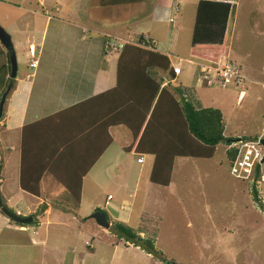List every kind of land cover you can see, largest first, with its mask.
Wrapping results in <instances>:
<instances>
[{
  "label": "rangeland",
  "instance_id": "rangeland-1",
  "mask_svg": "<svg viewBox=\"0 0 264 264\" xmlns=\"http://www.w3.org/2000/svg\"><path fill=\"white\" fill-rule=\"evenodd\" d=\"M5 1L16 3L19 0ZM197 1L167 0L168 5L175 6L177 4L179 8L173 22L169 20V17L174 13H171L167 7L166 13L160 16L151 14L143 23L136 24L134 32L139 31V34L148 35L154 40L155 46L158 45L157 50L168 56L172 67H179L182 70L181 74L176 75V78L171 81L172 87L180 88L181 85L190 87L192 88L190 101L195 106L214 107L222 112L225 137L237 141L240 138L257 135L260 132L264 114V0H238L227 26L233 37L228 36V31L225 36V43L230 45L232 54L228 56L225 44L218 51L219 63L229 60L239 66L240 72L245 77L243 87H235L234 84L206 86L198 76L199 66L194 67L186 61L190 58L189 43ZM17 14L16 9L5 10L0 5V25L6 31H11L13 25L11 23ZM50 14L54 17L55 13ZM60 14L62 11L57 13L59 17L62 16ZM144 15L140 18H143ZM40 22L35 15V28L40 27L38 26L41 24ZM26 23L24 20L23 26ZM120 27L124 26L120 25ZM113 32L115 33L111 28H108L104 30L103 34L113 37L114 42L120 40L118 41L119 45L126 41H135L137 37V35H130L126 37L127 40H123L124 37L122 39L119 35L117 36L119 33L114 35ZM21 43H25V41L21 40L19 44ZM16 51L17 73L14 82H12L13 88L18 78L27 74L30 77L34 71L29 66L31 59L24 51L23 45H19ZM35 54L37 56V51ZM108 57L113 65L110 72L113 77L116 56L109 54ZM37 58L40 61L39 65H46L48 62V58L44 61L40 55ZM194 62L197 63V61ZM6 70L8 72L6 84L0 78V97L10 82L8 62ZM38 83H35L30 97V109L36 106L35 94L38 93V89H41ZM240 90H243L240 93L242 96H239ZM0 130V153L6 154L8 144L13 143L14 146L17 143L18 132L17 130L12 132L5 130L2 126H0ZM129 143H131V137L128 133L114 135L113 157L118 159L116 164L126 166L129 175L120 176V169L123 167L114 166L106 174L107 179L105 178L104 182L89 184V193L83 200L88 202L91 190H95L93 199L98 200L100 209L105 211L108 218L113 213L110 210V205L113 203L118 205L120 196H126L129 202H134V196L129 195L133 192L137 178L132 180L131 176L139 165L135 163V153L123 151V147ZM225 147L226 143L220 142L210 159L175 158L172 184L169 189H157L156 186L151 185L153 187L147 188V195L143 198V210L136 209V203L134 212L125 222L133 229H137L139 224L148 227V230L154 228L156 230L155 246L162 251L166 261L153 257L129 242L125 247V241L117 239L111 229L95 227L97 225L95 220L87 218L92 213L85 212L84 207L82 208V217L85 219H81V231L77 236L72 235L70 244L65 242L67 239L64 235L76 234L75 232L66 233L56 230L53 226H50L48 232H45L43 225L35 228L36 234L30 232L39 241L46 238L45 247L48 252L55 248L62 251L70 245L72 253L67 254L66 259H69V262L65 264H75L72 260L74 256L78 258L79 264H264V195L261 197L263 204V208H261L252 198L250 185L237 180L229 173V160L225 155ZM17 154L16 151L11 153L14 161L17 159ZM144 155L146 158L145 168H147L150 165V158L149 155ZM11 165H13L12 161ZM11 169L12 166L7 171L9 174ZM146 173L147 170L143 171L140 175L141 179L139 178L141 189L148 182ZM116 182L122 183L120 186L125 184L126 188L123 190L116 187ZM157 191L160 193L153 196V193ZM107 195L113 197L112 200H108L109 204L106 203ZM136 195L141 197V191H138ZM123 212L126 214L125 210ZM116 213L118 216L121 214ZM8 217L14 220L12 216ZM44 220L45 218L40 219V221ZM141 235L143 236L144 233ZM26 236L29 235L26 234ZM15 237L20 240L15 238L14 240L21 241L19 236ZM17 257L14 261L10 256L3 258L0 255L1 264H32L23 256ZM28 258L32 259L30 253ZM58 264L64 263L58 261Z\"/></svg>",
  "mask_w": 264,
  "mask_h": 264
},
{
  "label": "crops",
  "instance_id": "crops-1",
  "mask_svg": "<svg viewBox=\"0 0 264 264\" xmlns=\"http://www.w3.org/2000/svg\"><path fill=\"white\" fill-rule=\"evenodd\" d=\"M237 2L238 0L236 4ZM0 5L5 10L12 8L18 11L11 23L13 24L11 31H6L0 25L3 32L9 36L14 52H17L19 45H23L30 59L37 61L30 77L28 74L24 77L22 75L14 83V88L5 101L4 117L0 120V126L5 130L11 132L17 130L18 132L17 143L14 146L13 143H9L6 147V154L0 153L1 196L6 205L16 214L21 216L36 214V218L33 224L20 225L11 220L9 215L0 211V255L3 258L10 256L14 261L18 258L17 256H23L32 264H58V261L65 264L69 262V259H66L67 254L72 253L70 245L62 251L55 248L48 252L45 247L46 238L39 241L30 231L34 232L35 228L43 225L45 232H48L50 226L66 233L75 232L76 234L64 235L67 239L65 242L70 244L72 235L77 236L81 231V219H85L82 217V208L84 207L85 212L91 213L96 208H100L98 200L93 199L95 190H91L88 202L83 201L89 193V184L104 182L105 178L107 179L106 174L114 166L123 167L120 169V176L129 175L126 166L116 164L118 159L113 157L114 135L128 133L131 143L124 146L123 151L125 152L124 148L132 146L128 152L135 153L133 149L135 143H133L131 133L122 124L111 125L107 128L111 142L104 149L102 100L84 103L85 100L112 88L115 84V71L113 77L110 74L113 65L109 57H105L104 54L103 32L111 28L115 31L114 35L119 33L117 34L119 37L138 35L139 31L134 32L136 24L143 23L151 14L160 16L166 13L167 7L173 13L174 5H168L167 0H19L16 3L0 0ZM61 11L62 16L59 17L57 13ZM52 12L55 13L54 17L50 14ZM35 15L41 21L38 28H35ZM47 15L51 18L48 19ZM142 15H144L143 18H140ZM24 20L27 22L25 26L22 24ZM227 26L225 36L228 31V36L231 38L233 34ZM225 36L223 45L225 44L227 48L228 56H231L232 50L230 45L225 43ZM21 40L25 43L19 44ZM151 40L154 42L153 39ZM155 47L158 49V45ZM30 48L34 51L32 57L29 52ZM35 51H37V56L44 58V61L48 58L46 65H39L40 61ZM7 54L9 55V52L0 40V78L5 82L8 77ZM189 63L194 67L198 66V63L194 61ZM181 72L180 69L178 75ZM160 75L164 78L161 87L168 85L170 90L177 88L171 86V81L169 82L165 72L160 71ZM36 82H39L41 89H38V93L35 94L36 106L30 109L29 101ZM182 86L185 85L180 87ZM175 95L179 94L176 92ZM25 125L29 126L25 133L26 141L22 134V128ZM23 145L24 166H21ZM227 149L226 144L225 153ZM14 151L18 153L15 161L11 155ZM138 154L135 153V163L139 166L131 176L132 180L137 179L132 194H128L134 196V202H129L127 197L122 195L118 199V205L111 204L110 210L113 213L110 218L113 221L127 222L134 212L136 203V209L143 210V198L147 195V188L153 187L151 185L156 186L157 189H169L172 184L173 167L169 184L167 186L156 185L149 181L153 157L149 155L150 165L145 168V155L142 153L143 162L138 163ZM11 161L13 165H11L12 169L9 174L7 171L11 167ZM146 170L148 182L141 189L140 175ZM34 173L35 176L39 175L37 195L21 187V178L24 182H28ZM61 176L62 181L72 190H75L76 179L81 177L79 204L76 211H73L64 201L65 188L56 179ZM117 182L116 187L123 190L126 188L125 184L120 186L122 183ZM138 191H141V197L136 195ZM157 193L160 192L153 193V196ZM112 199V196L107 195L106 203L109 204L108 200ZM116 212L121 214L118 216ZM42 218L45 220L40 221ZM24 233L29 236L27 237ZM15 236H19L21 241L14 240V238L19 239ZM29 253L32 259L28 258ZM77 259L76 256L72 258L75 264H79ZM1 262L0 260V264Z\"/></svg>",
  "mask_w": 264,
  "mask_h": 264
},
{
  "label": "trees",
  "instance_id": "trees-1",
  "mask_svg": "<svg viewBox=\"0 0 264 264\" xmlns=\"http://www.w3.org/2000/svg\"><path fill=\"white\" fill-rule=\"evenodd\" d=\"M233 9L234 5L223 1H197L189 43L190 59L213 63L219 61L218 51L224 46L226 26ZM144 36L145 34H138L134 42H124L122 45L118 44L120 40H116L115 49L111 46L104 48L105 57L109 54L116 56L115 84L112 88L85 100L84 103L102 100L104 149L111 142L107 128L120 124L126 126L135 143L134 152L153 157L149 181L156 185L167 186L171 180L175 158H211L215 146L225 142L228 145L225 155L231 160L234 148L229 146L233 138L225 137L223 134V117L218 108L197 107L190 101L192 88L180 87L170 90L168 85L161 87L164 78L160 75V71L167 74L169 82L175 79L176 75L168 56L159 52L154 42L151 39L145 40ZM106 38L105 36L104 40ZM139 44L149 45L150 48H143ZM7 57L10 68L9 55ZM9 80L14 82L10 77ZM176 92L179 97L175 95ZM3 117L4 113L0 119ZM28 127L25 125L22 128L25 141ZM131 148L132 146L124 149L130 151ZM23 149L24 145L21 166H24ZM1 167L0 164V173ZM30 178L28 182H24L21 178V187L37 195L39 175L35 176L34 173ZM59 178L56 179L65 188L66 205L76 211L79 204L81 177L76 179L75 190L62 181V176ZM250 189L253 200L263 208L261 197L264 194L258 193L253 186ZM0 211L12 216L20 225L33 224L36 218V214L21 216L13 213L3 201L1 193ZM95 211H101L107 220L111 221L105 211L100 208H96ZM28 218L30 220L26 221ZM110 223L109 229L117 239L125 241V247L129 242L153 257L166 261L162 251L155 246L154 228L148 230V227L139 224L137 229H133L121 221ZM141 233L144 235L142 236Z\"/></svg>",
  "mask_w": 264,
  "mask_h": 264
},
{
  "label": "built area",
  "instance_id": "built-area-1",
  "mask_svg": "<svg viewBox=\"0 0 264 264\" xmlns=\"http://www.w3.org/2000/svg\"><path fill=\"white\" fill-rule=\"evenodd\" d=\"M223 1L229 4H236V0H216ZM178 6L174 7V12H178ZM48 18H50L48 16ZM171 22L174 21V17L169 19ZM110 40H104V48L111 46L115 49V42L113 37L105 35ZM148 40L147 37H144ZM150 48L149 45H146ZM31 54L33 50L31 49ZM36 66V60L30 62V67ZM174 73L179 74V67H173ZM200 81L206 86H214L216 84L225 86L227 84H234L235 87L244 86L245 77L240 72L239 66L234 62L226 60L223 63L219 61L203 62L200 63L199 75ZM243 90H240L239 96ZM264 114L261 121V129L257 135L250 136L247 138H240L237 141H233L229 148H234V155L229 160V173L233 175L237 180L246 182L253 186L258 193L264 194ZM138 162L143 161V157L137 158ZM263 192V193H262Z\"/></svg>",
  "mask_w": 264,
  "mask_h": 264
},
{
  "label": "water",
  "instance_id": "water-1",
  "mask_svg": "<svg viewBox=\"0 0 264 264\" xmlns=\"http://www.w3.org/2000/svg\"><path fill=\"white\" fill-rule=\"evenodd\" d=\"M0 40L9 52V62H10V75L9 76L11 79H14L16 76V70H17L15 52L13 50V46H12V43L10 41L9 36L5 32H3V30L1 28H0ZM11 87H12V81L9 82L6 90L4 91L2 96L0 97V118H1V115L3 113V107H4L5 99L8 95ZM262 143L264 144V140H262ZM89 217L94 219L96 224L102 228L107 229L110 226L109 221L107 220L106 216L101 211H94ZM28 220H30V218H28L26 221H28Z\"/></svg>",
  "mask_w": 264,
  "mask_h": 264
},
{
  "label": "clouds",
  "instance_id": "clouds-1",
  "mask_svg": "<svg viewBox=\"0 0 264 264\" xmlns=\"http://www.w3.org/2000/svg\"><path fill=\"white\" fill-rule=\"evenodd\" d=\"M234 6L236 5V4H233ZM175 6H177V4H175ZM174 6V7H175ZM174 7H173V15L170 17V18H172V17H174V19H175V12H174ZM179 9V8H178ZM50 18H51V16H49ZM47 18H48V15H47ZM50 18H48V19H50ZM169 18V19H170ZM138 36V35H137ZM145 36L147 37V39H150L149 37H148V35H146L145 34ZM144 36V37H145ZM104 37H105V35L103 34V47H104ZM122 38V37H121ZM123 39V38H122ZM136 39V38H135ZM123 40H127L126 38H124ZM126 42H129V41H126ZM132 42H134V41H132ZM131 42V43H132ZM139 46H141V47H143V48H146V44H139ZM33 50V49H32ZM29 52H31V48L29 49ZM31 54V53H30ZM33 54H34V51H33ZM33 54H31V57L33 56ZM31 61H33V60H31ZM186 61H189V62H192V61H197V63H198V66L200 67V63H203V62H207V61H201V60H195V59H186ZM36 64H37V61H36ZM30 65V64H29ZM33 68V67H32ZM180 69V68H179ZM199 70V69H198ZM174 71V70H173ZM180 73V72H179ZM10 75V74H9ZM175 75H178V74H175ZM10 77V76H9ZM140 156H142L143 157V155L142 154H138V157H140ZM138 162V161H137ZM143 162V161H142ZM138 163H140V162H138Z\"/></svg>",
  "mask_w": 264,
  "mask_h": 264
}]
</instances>
